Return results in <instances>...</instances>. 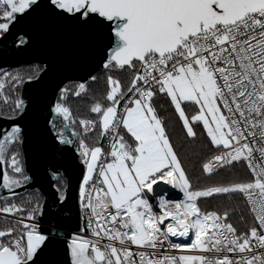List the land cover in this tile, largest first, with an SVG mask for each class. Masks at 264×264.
Segmentation results:
<instances>
[{"label": "snow or ice", "instance_id": "6c2138e0", "mask_svg": "<svg viewBox=\"0 0 264 264\" xmlns=\"http://www.w3.org/2000/svg\"><path fill=\"white\" fill-rule=\"evenodd\" d=\"M22 21L70 29L96 59L56 84L43 116L56 227L69 149L80 167L71 186L79 222L62 239L41 226L40 198L15 191L30 179L20 151L30 104L17 90L54 74L56 57L26 80L0 73V120L10 122L0 127V188L10 193L0 197V264H45L49 254L51 264H264V0H0V43L28 49ZM162 97L186 139H204L201 174L214 183H192L158 113ZM237 167L243 178L217 179ZM207 198L227 203L202 209Z\"/></svg>", "mask_w": 264, "mask_h": 264}, {"label": "water", "instance_id": "95a60500", "mask_svg": "<svg viewBox=\"0 0 264 264\" xmlns=\"http://www.w3.org/2000/svg\"><path fill=\"white\" fill-rule=\"evenodd\" d=\"M17 30L28 31L34 36L33 44L26 50L16 51L10 40L0 43V73L21 66L37 65L52 56L56 57L57 70L44 76L39 82H25L19 91V95L29 102L28 114L21 123L25 128V142L21 148L26 174L30 177L27 186L16 189L18 196L25 192L37 189L43 197L44 216L40 218L43 228L56 229V239H62L63 233L71 231L78 221L77 209L74 203L75 193L72 185L79 178L80 167L72 159L71 149L63 157L64 166L60 169L66 182L69 184L67 206L59 214L62 226L56 227V221L51 218L50 205L52 189L45 177V169L49 164L52 153L44 144L42 139L43 116L46 115L45 108L49 98L53 96L56 84L64 77L78 78L85 71L95 67V49L86 46L82 37L70 29L61 31L41 30L35 21H22L17 25ZM50 118V117H49ZM10 122L0 120V127H5ZM71 130H68L70 133ZM4 166L0 165V170ZM2 184V176H0ZM7 190L0 188V197L9 196ZM47 201V203H45ZM57 257L49 254L42 257L45 264Z\"/></svg>", "mask_w": 264, "mask_h": 264}, {"label": "trees", "instance_id": "16d2710c", "mask_svg": "<svg viewBox=\"0 0 264 264\" xmlns=\"http://www.w3.org/2000/svg\"><path fill=\"white\" fill-rule=\"evenodd\" d=\"M34 68L35 65L21 66L8 70L7 72L12 74L19 73L26 80L27 75L30 74L34 70ZM0 79H3L2 75H0ZM20 88L17 90V95H19ZM5 94H7V91L5 92ZM71 107L74 114L77 112V109H79V112L81 114H84L86 112V106L83 104L78 105L77 103H71ZM0 109H3L2 104H0ZM3 110L7 112V109ZM157 110L159 115L165 120V124L167 127V131L170 135L171 142L174 145V148L182 161V165L186 169V172L189 178L191 179L192 183L194 185H205L214 183L215 180H206L201 174L202 162H204L207 158H210L211 155L207 152L206 149L202 147L205 142L204 139L198 138L195 142H189V140L186 139V134L182 130V124L181 122H179L177 114H175L174 109L169 106V103L163 97L157 101ZM197 133L199 137V130H197ZM20 151L21 159L24 165L22 150L20 149ZM237 178H243V170H241L239 167L233 169L231 174L222 171L220 173V177L217 179H223L224 181H228ZM33 196L39 197L41 204L43 203V197L35 190L25 192L22 195L18 196V198L29 199ZM221 203H227V201L222 202L218 199L207 198L201 201L200 207L202 209L212 210L217 208ZM233 222L236 223L238 227H243V225L239 223L238 219L235 216L233 217Z\"/></svg>", "mask_w": 264, "mask_h": 264}, {"label": "built area", "instance_id": "2783aa9c", "mask_svg": "<svg viewBox=\"0 0 264 264\" xmlns=\"http://www.w3.org/2000/svg\"><path fill=\"white\" fill-rule=\"evenodd\" d=\"M52 118H53V117H50V119H52ZM68 130H71V129H67V130H66V135H67L69 138H71V132H72L73 130H71L70 133H68ZM61 147H65V148H67L68 146H61ZM64 180H65V178H64ZM162 187L168 188L169 186H164V185H162ZM170 194H171L172 196H174V197L182 198V194L179 193L178 190H170Z\"/></svg>", "mask_w": 264, "mask_h": 264}, {"label": "bare ground", "instance_id": "6f19581e", "mask_svg": "<svg viewBox=\"0 0 264 264\" xmlns=\"http://www.w3.org/2000/svg\"><path fill=\"white\" fill-rule=\"evenodd\" d=\"M66 181V180H65ZM35 191H37L39 193V191L37 189H34ZM40 194V193H39ZM41 195V194H40Z\"/></svg>", "mask_w": 264, "mask_h": 264}, {"label": "flooded vegetation", "instance_id": "af4514ba", "mask_svg": "<svg viewBox=\"0 0 264 264\" xmlns=\"http://www.w3.org/2000/svg\"><path fill=\"white\" fill-rule=\"evenodd\" d=\"M72 130V129H71Z\"/></svg>", "mask_w": 264, "mask_h": 264}]
</instances>
